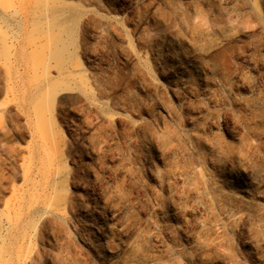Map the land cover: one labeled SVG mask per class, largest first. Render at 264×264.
Listing matches in <instances>:
<instances>
[{"label": "rangeland", "instance_id": "rangeland-1", "mask_svg": "<svg viewBox=\"0 0 264 264\" xmlns=\"http://www.w3.org/2000/svg\"><path fill=\"white\" fill-rule=\"evenodd\" d=\"M0 264H264V0H0Z\"/></svg>", "mask_w": 264, "mask_h": 264}]
</instances>
